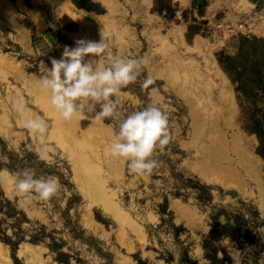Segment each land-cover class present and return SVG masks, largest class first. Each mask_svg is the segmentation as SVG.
I'll list each match as a JSON object with an SVG mask.
<instances>
[{"label":"rangeland","instance_id":"1","mask_svg":"<svg viewBox=\"0 0 264 264\" xmlns=\"http://www.w3.org/2000/svg\"><path fill=\"white\" fill-rule=\"evenodd\" d=\"M102 33L113 55L149 60L137 80L122 88L120 118L155 103L168 114L172 137L165 150L154 156L158 167L151 175L139 176L129 172L125 159L105 153L109 136L100 132L93 138L86 136L95 124L99 105L80 116L75 129L92 146L90 160L98 164L104 190L125 217L124 223L79 186L75 159L55 137L52 116L34 99V79L47 72L51 58L59 59L64 46L74 47L78 39L98 42ZM244 37L264 38V7L258 8L251 0H0V139L17 159L16 172L28 168L37 176L54 175L61 185L59 196L47 202L32 194L18 196L14 173L6 167L0 169L5 194L15 199L29 218L21 226L26 236L15 254L0 238V264H17L14 256L23 264H65L58 259L59 253L49 248L50 237L38 243L29 241L40 224L65 241L63 250L71 255L69 264H82L76 261L77 256L87 264L109 262L99 248L113 254L112 264H138L140 258L149 264H234V257L239 264H264V159L257 152V135L246 126L249 104L241 103L236 84L221 63L224 56L238 54ZM148 75L152 83L149 89H142ZM220 76L228 78L235 103V125L221 121L222 132L229 142L233 129L240 130L263 182L254 180L229 146L221 163L236 168L244 191L236 184L225 186L216 170L207 173L201 168L208 160L202 150L208 136L202 128L197 132L195 119L206 118L203 108L208 84L215 100L220 101ZM20 102L28 118L45 121L50 139L38 140L22 126L13 107ZM193 104L198 107L196 112ZM224 107L225 116H230V109ZM102 123L111 133L118 130V119ZM37 147L46 151V161L36 155ZM0 157H6L1 143ZM175 203L183 209H176ZM217 216L219 223L230 225L227 233L231 236L211 241V247L218 250L212 262L203 242ZM7 222L3 227L12 235ZM131 224L140 228L138 234ZM237 227L243 229L241 234L234 230Z\"/></svg>","mask_w":264,"mask_h":264},{"label":"clouds","instance_id":"2","mask_svg":"<svg viewBox=\"0 0 264 264\" xmlns=\"http://www.w3.org/2000/svg\"><path fill=\"white\" fill-rule=\"evenodd\" d=\"M50 62L51 67L40 77L39 85L47 92L52 109L63 120L71 121L80 118L85 110L91 112L99 105L93 122L102 123L105 118L119 120L118 130L110 133L111 140L105 153L125 159L131 173L151 175L158 167L154 156L163 152L172 139L168 114L155 103L133 110L122 119L118 112L122 88L137 80L149 64L148 58L113 55L102 33L98 42L78 39L74 47L64 46L60 58H51ZM152 79L151 75L146 76L141 88H148ZM13 107L21 117L22 126L31 135L41 141L50 139L45 121L28 118L23 102ZM34 150L41 160H47L46 151L40 147ZM6 159L0 157V160ZM13 185L18 196L32 194L35 199L45 202L59 196L61 190L56 176H37L28 168L13 174ZM234 264H239L236 257Z\"/></svg>","mask_w":264,"mask_h":264},{"label":"bare ground","instance_id":"3","mask_svg":"<svg viewBox=\"0 0 264 264\" xmlns=\"http://www.w3.org/2000/svg\"><path fill=\"white\" fill-rule=\"evenodd\" d=\"M39 80L40 79H34V84L36 87L34 99L40 103V105L44 108L45 112L48 115L52 116L53 118L52 125L57 130L56 132L58 134L57 135L55 133L56 134L55 137L59 138L61 142L67 146L68 151L75 159V175L79 186L86 188L89 191V194L92 196V198L96 200V202L101 203V205L103 204L106 210L112 212L118 220L124 223L126 220L125 217H123V215L117 208L116 204L113 202V199H111L110 195L107 194V191L104 190V186H103L104 183L102 182V179L99 176L98 164L90 160L89 156L93 151L92 146L88 144L87 141L85 140V137L80 136L75 129L78 121H80L79 118L73 119L71 121L63 120L59 116V114L54 109H52V107L48 103V94L40 87ZM220 80L222 85L221 93H220V101L223 104L219 105L220 101L217 102L218 100L217 101L215 100L211 89L212 88L211 84L209 85L207 83L208 86L206 91L204 92L207 104L203 108L206 114V118L202 117L200 119H195V126L197 132L199 133V131H201L199 129L202 128V131L205 132L203 134L208 136L207 140H205L206 143L202 145V150L206 154V158L208 157V160L202 162L201 168L203 169V171L207 173H210V171L212 170H216L221 175L219 176L221 177V181L225 186L226 185L229 186L230 184H236L239 190L244 191L243 190L244 183H242L239 180L240 178L238 179L237 173L239 172L235 171L236 168L232 169L230 166H227L229 164L227 161H226V164L228 163L227 165L223 166V164L221 163V160L223 162L224 157L227 156L226 152L229 146H231V148L238 153L240 158V163L243 166H245L249 170V172L255 177L254 180L258 179L261 182L262 178L261 179L259 178L260 176L258 174L259 170L257 168V165L254 163V159L251 153V147L249 144L246 143L247 141L244 139V136L241 134L240 130L233 129L234 131L231 134V140L229 142L227 141L226 136H224L225 132L224 133L222 132V128L220 127L221 121L225 120V122L230 127H233L235 125L233 122V112L235 111V103L233 100V93L230 88V82L228 78L226 76H220ZM195 105L196 104L192 105L193 111L195 110L194 112L198 110V107L197 106L195 107ZM224 105H226V107L230 109L229 112L230 116H225ZM228 109L226 111H229ZM99 132L102 133V135L105 137L109 136V138L111 139L110 128L103 123H97V122H95L94 126L91 129L86 131V136H88L89 138H93L97 136ZM51 135L54 136L53 133ZM227 159L230 158L228 157ZM230 160L233 161L232 158ZM1 179L3 184L7 186V182H8L7 177L3 175L1 176ZM261 183L263 184V182ZM261 183L259 184L261 185ZM263 207H264V199H263ZM178 208H180L179 205ZM131 229L137 234L140 231V228L134 224H131Z\"/></svg>","mask_w":264,"mask_h":264},{"label":"trees","instance_id":"4","mask_svg":"<svg viewBox=\"0 0 264 264\" xmlns=\"http://www.w3.org/2000/svg\"><path fill=\"white\" fill-rule=\"evenodd\" d=\"M258 8L264 7V0H251ZM224 61H221L224 69L230 75L232 81L236 84V90L238 91V97L241 103L246 102L248 109L245 110V121L248 131L257 135L259 144L257 152L264 159V38L257 37H244L240 49L237 55L224 56ZM150 87V86H149ZM149 87L147 89H149ZM140 94V93H139ZM142 97L143 94L141 93ZM250 108V109H249ZM109 121V118H105ZM0 143L3 145V151L7 157L8 162L3 163L0 160V169L6 167L9 171L15 173L19 170V165L16 162L17 159L13 157V151L6 150V144L0 139ZM203 190L209 189L207 185H201L196 183ZM202 195L198 197L201 198ZM221 213L218 214V216ZM212 224L211 230L207 238L203 242L206 256L215 262L217 256V248L211 247V241H218L226 236H231L229 232V224H221L217 218ZM11 221L10 223L7 221ZM7 222L8 227L13 230V236L7 233V228L3 227V223ZM29 222V218L25 210L17 203L15 199L9 198L1 184H0V238L12 248L13 254H15L19 243L25 239L26 232L22 230V224ZM238 225L241 224L238 219ZM237 233H242V228L237 227L234 229ZM227 234V235H226ZM14 237V238H13ZM47 237L51 238V242L48 243L49 248L52 251L59 253L58 259L63 261L65 264H69L71 255L63 250L65 241L56 239L51 232H47L45 224H40L39 228L31 233L29 241L38 243L45 241ZM241 237V236H240ZM99 253L103 256H107L109 262L105 264H112L113 254L109 251H103L99 248ZM17 264H23L15 257ZM77 262L87 264L85 259L81 257H75ZM138 264H149L147 260L138 259Z\"/></svg>","mask_w":264,"mask_h":264},{"label":"crops","instance_id":"5","mask_svg":"<svg viewBox=\"0 0 264 264\" xmlns=\"http://www.w3.org/2000/svg\"><path fill=\"white\" fill-rule=\"evenodd\" d=\"M178 205H179V204L175 203V207H176V209H178V210L181 211V210L183 209V207H182L181 205H179L180 208H178Z\"/></svg>","mask_w":264,"mask_h":264},{"label":"water","instance_id":"6","mask_svg":"<svg viewBox=\"0 0 264 264\" xmlns=\"http://www.w3.org/2000/svg\"><path fill=\"white\" fill-rule=\"evenodd\" d=\"M50 39H51V41H52L53 43L55 42L51 36H50Z\"/></svg>","mask_w":264,"mask_h":264},{"label":"built area","instance_id":"7","mask_svg":"<svg viewBox=\"0 0 264 264\" xmlns=\"http://www.w3.org/2000/svg\"><path fill=\"white\" fill-rule=\"evenodd\" d=\"M231 30L230 29H227V32H230Z\"/></svg>","mask_w":264,"mask_h":264}]
</instances>
